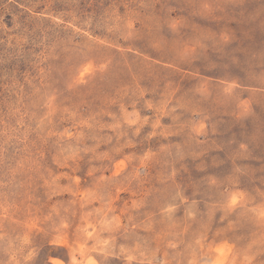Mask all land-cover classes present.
I'll return each instance as SVG.
<instances>
[{"label": "rangeland", "instance_id": "1", "mask_svg": "<svg viewBox=\"0 0 264 264\" xmlns=\"http://www.w3.org/2000/svg\"><path fill=\"white\" fill-rule=\"evenodd\" d=\"M0 264H264V0H0Z\"/></svg>", "mask_w": 264, "mask_h": 264}]
</instances>
